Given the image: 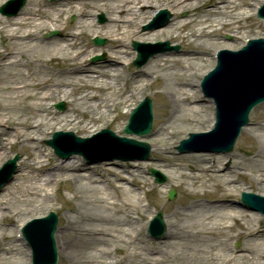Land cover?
<instances>
[{"label": "bare ground", "instance_id": "1", "mask_svg": "<svg viewBox=\"0 0 264 264\" xmlns=\"http://www.w3.org/2000/svg\"><path fill=\"white\" fill-rule=\"evenodd\" d=\"M261 3L29 0L16 17L0 15V41L6 42V49L0 50V165L9 146L29 150L16 180L0 195V264H29L30 250L23 237L19 238L16 225L49 205L62 182L73 183L68 200L76 202V207H69L65 224L56 234L59 264H264L263 218L227 198L238 192L240 182L234 177L248 176L264 196V148L243 160V166L237 162L215 170L206 164L210 159L206 153L182 156L180 161L191 164L190 171L168 156L188 128L211 123L203 116L211 101L196 89L212 67L209 60L218 47L209 40L228 32L236 41H245L247 30H253L247 23L254 20ZM161 8L174 14L167 27L139 31ZM181 12L190 15L180 19ZM100 14L107 18L103 25L97 21ZM258 28L264 31V25ZM51 31L61 36L46 41L43 34ZM96 36L109 40V56L91 63L90 58L101 52L90 43ZM157 39L179 43L181 50L156 54L146 66L129 74L135 54L130 42L154 43ZM223 80L231 81L232 76ZM143 91L170 99L161 125L147 139L154 153L150 165L165 168L169 181L184 186L191 197L172 212L167 231L152 249L145 239V218L151 205L140 192L147 186L143 178H147L145 167L149 165L115 160L103 164L105 171L118 178L104 184L96 178L95 167L77 157L46 166L42 157L48 155L39 147L40 138L54 131L92 135L109 128L105 121L113 112L118 113L114 122L119 126L122 109L131 111ZM58 101L70 104L63 116L52 109ZM254 130L258 140L264 139V109ZM247 138L249 148H256L253 139ZM245 167L253 174H247ZM131 178H142L143 189L138 190L136 179ZM19 192L23 198L17 196ZM216 193L221 197L209 196ZM17 204L23 208L14 209ZM5 220H9L6 225ZM237 240L244 241L239 251L231 247Z\"/></svg>", "mask_w": 264, "mask_h": 264}, {"label": "rangeland", "instance_id": "2", "mask_svg": "<svg viewBox=\"0 0 264 264\" xmlns=\"http://www.w3.org/2000/svg\"><path fill=\"white\" fill-rule=\"evenodd\" d=\"M6 1L8 0H4L2 1V3H0V6L2 4H4ZM29 1V0H28ZM27 1V3H28ZM46 3H48V0H46ZM161 9H165V8H161ZM160 9V10H161ZM170 13H172L170 10H168ZM1 15V14H0ZM190 15V12H181L178 14V17L180 19H186L188 16ZM2 16V15H1ZM174 17V14L172 13V18ZM7 18V17H6ZM171 18V19H172ZM152 21V19H151ZM150 21V22H151ZM107 22V20H106ZM105 22V23H106ZM104 23V24H105ZM248 25L251 26V30L252 31H248L247 30V33L246 35L248 37H251V38H258V37H264V31H262V29H259L258 27L259 26H262L264 25V21H262L261 19L259 18H254V20L250 21L247 23ZM145 25H142L140 26V29L139 31L143 32V28H144ZM167 27V26H166ZM161 30V29H160ZM160 30H157V31H160ZM252 32V33H251ZM48 33V32H47ZM47 33H44L43 34V37L46 39V41H48V37H45V34ZM61 36V33L59 32V36ZM228 37H230V39H228ZM56 38V37H54ZM167 41L166 39H157L156 41H154V43H157V42H165ZM210 43L212 45H218L217 48H222V49H226V48H231V49H236V48H239L240 47V44H241V41H236L235 38L233 36H231L230 33H224V35L222 37H219V38H212L209 40ZM90 43L92 44V38L90 40ZM132 44H133V41L130 42V46L132 47ZM108 45H109V40H108V43L106 46L104 47H97L98 49L101 50L100 52V56L106 54V57L104 59V61L108 58ZM170 46H178L179 47V50L178 51H169V52H174V53H177L181 50V45L179 43H172L170 42ZM4 49H6V42H1L0 41V50L3 51ZM133 49V47H132ZM168 53V52H167ZM93 57L90 58V62L92 60ZM210 60H209V64H210ZM138 68L135 67L134 65L130 67V71L131 73L135 72ZM133 86V84L130 82L128 84V87H129V90L131 89V87ZM196 89L198 91V95L200 96V88H198L196 86ZM152 94L151 92H141L140 95H138L136 101H135V105L132 107L133 109L136 108L143 99L149 97L150 99H152L153 101V104H154V126H153V130L151 132V134L147 137H144L143 139L144 140H147L149 139L153 133L156 131V129L161 125V122L162 120L164 119L165 116H163V113H165L164 111V106L166 105L165 103L168 104L169 102V98H158L157 96H155L154 94ZM58 102L54 103L52 105V109L53 111H56L58 113V115H61L63 116L67 111L68 109L70 108V104L68 102H65L66 103V110L65 111H59L56 109V104ZM208 105V104H207ZM206 105V106H207ZM168 106H171V105H168ZM210 107H212V110L215 108V104L214 102L209 104V107L207 106L206 110H205V113H204V117L206 118H209L210 114H211V109ZM171 109V108H170ZM264 109V104H261L259 106H257L256 108H254V110L252 111L251 113V116H250V125L246 128L243 129L239 139L237 140L236 142V145L234 147V150L232 153L230 154H213V153H206L208 154L210 157V159H208L206 162V164L210 163L211 166H212V170H215L217 167H220L221 165L223 164H226V166H233L235 163H243L242 166L244 165V162L243 160L257 154L260 150H262L264 148V139L262 138V143H261V140H258L256 138V136L259 135L258 132H256L254 129H255V125L257 123V118H259V114L261 113V110ZM170 111V110H169ZM132 112V110H131ZM122 119L120 120V124L119 126L116 125V123L112 124L110 126V128L112 130H114L117 134L119 135H122L123 133H119L117 132L118 130H122L123 128H125V125L128 123V118L130 116V113L128 110L126 109H122ZM113 118V115L111 114L110 117L107 118L106 121H110L112 120ZM105 121V123H107ZM109 124V123H107ZM102 124H100L99 126H102ZM208 127V122L205 124L204 127H199L197 125H194L190 128L187 129V131H185L183 137L181 139L178 140V142L176 143V145L173 147V149L171 150L170 154L168 155L169 157L171 158H174V159H177V162H179L180 164H182L183 166H185L186 170L187 171H190L191 169V164L188 165L182 161H180V159L182 158V156L184 155H193V154H199V153H187V154H179L176 147L179 145L180 141L181 140H184V139H187L188 138V134L189 133H198V132H203L207 129ZM199 130V131H198ZM249 130L254 134L250 133ZM7 132V130H5ZM123 132V130H122ZM53 135V134H52ZM52 135L50 134L49 136L46 135L45 137H41L40 138V142H39V147L43 148L45 151H46V155H48L47 157H42V160L44 161V164L48 167H53L55 164H58L60 161H71V160H74L72 159L74 156H71L70 158L68 159H60L58 156H56L54 154V151L51 147H49L47 144H46V141L51 139L52 138ZM245 136H248L250 138L253 139L254 141V145H257L256 148H249V146L251 145L250 144V141L247 139H245ZM149 144V142H148ZM150 145V157H149V160L147 162H141L140 163H143V164H147L149 165L148 167H145V173H146V176L147 178H143L145 183L148 185V199L150 201V203L152 204V207H156V209L158 211H163L164 212V219H165V226H166V231H167V225H166V221L171 219V215H172V212L175 211L177 208L181 207V203L182 201H184V199L190 197V196H187L186 192H185V188L184 186L180 187L179 186V183L178 182H173V181H169V179H167V182L164 186L162 187H158L157 185H155L153 188H151L149 185L150 181H151V176H150V173H149V169L150 168H153V166H151V162L153 161V158H154V153H153V147ZM29 152V150L27 149H23L21 147H19V145H15V146H9L8 148L4 149L3 153L5 154V159L3 161V163L0 165V169L2 168V166L9 160V159H12L15 155L19 154L20 155V160L17 162V168H16V174L14 175V178L13 180L7 184L6 186H4L1 190H0V195L4 194L5 193V189L11 185L15 180H16V175L19 173V169H20V165H21V162L24 158H26V154ZM203 154V153H201ZM77 158V160L81 163H86V160L82 157V156H79V155H75ZM49 159V164H46L48 163L47 160ZM232 159V161H231ZM118 162H121V163H133L134 161H118ZM106 163H110V162H104V163H100V164H94L93 166L95 167L94 168V174L96 175V178L98 180H100L102 183L104 184H107L106 181L107 180H112V179H118V178H115L113 176V174L109 173L108 171H105L103 168V164H106ZM201 164V163H200ZM111 167L112 169L116 170L118 169L117 166H109ZM158 168L160 171H163L162 173L165 175L166 173V169L161 167V166H154V168ZM244 168V167H243ZM134 168H131L128 170H132ZM245 169H247L245 172L247 174H253L251 171L248 170V168L245 167ZM131 179H136L135 180V184L136 186H143V183H142V178H131ZM234 179H237L234 177ZM238 182H240V184L237 186V188L239 190H244V191H248V187L251 186L252 187V190L250 192H254V193H260L257 191V188H256V184L255 182L252 180V178H250L249 176L244 178V177H240L238 178ZM73 186V183L72 182H68V183H65V182H62L61 185L59 186V190H58V194L56 197L53 198V200L49 203V205H45L43 207V209L35 214H32L28 217H26L25 219H23V222L24 223H27L29 222L30 220H34L35 218H40V217H43V216H46L48 215L50 212H56V214L59 216V225H58V230L57 232L61 229V227L65 224V217H66V214L68 213V209L69 207H76V202H70L68 199L70 197H72V194L69 192V188ZM171 188H174L176 191H177V197L175 200L173 201H169L167 199V194H168V191L171 189ZM50 192V189L48 190ZM241 192V191H240ZM240 192L238 193H235L234 195H230L229 197H227L228 199H232V200H237L239 201V198H240ZM21 192H19L17 194V196H20L21 198H23V194L20 195ZM220 193H216V194H212V195H209V196H216V197H221L219 195ZM261 194V193H260ZM191 198V197H190ZM235 204V203H234ZM239 205V204H238ZM240 206V205H239ZM12 207V206H11ZM20 208L22 209L23 208V205H16L14 207L15 208ZM10 208V207H9ZM243 209V208H241ZM244 210V209H243ZM156 210L155 209H152L150 208V210L148 211V213L150 214H154ZM69 214V213H68ZM260 215V214H259ZM148 216V214L146 215ZM5 225L9 223V220H5L4 221ZM1 224V223H0ZM21 223L17 224L16 226H20ZM264 229V227H263ZM148 233V232H147ZM57 234V233H56ZM165 234V233H164ZM164 234L162 236H160L159 238H154V237H151L149 234H148V246L149 248H155V246L157 245V243L160 241V239L163 238ZM147 235V234H146ZM146 238V237H145ZM243 242L244 241H241V240H238L236 241L235 243H232V247L236 248V249H242L244 248L243 247ZM32 252V251H31ZM123 253V252H122ZM33 255V254H32ZM59 254H58V264L60 263V260H59ZM29 264H31L33 262V258H31L29 261Z\"/></svg>", "mask_w": 264, "mask_h": 264}, {"label": "water", "instance_id": "3", "mask_svg": "<svg viewBox=\"0 0 264 264\" xmlns=\"http://www.w3.org/2000/svg\"><path fill=\"white\" fill-rule=\"evenodd\" d=\"M25 1L26 0H18V6H17L16 10H19L24 5ZM98 59H100V58H98ZM251 108L252 107H249L243 113H241L240 115H238V118L236 120V123H235V125L232 128L231 137L225 143L224 149L226 151H230L232 149L233 144H234L235 140L237 139V137H238V135L240 133V130H241L242 126L245 125V124H247V121H248V113H249V111H250ZM150 116H151V112H150V109H149V117ZM150 127H151V121H149L147 132L150 130ZM14 162L15 161L9 163L8 165H11L12 166V165H14ZM153 172L156 174V171H153ZM174 197H175V193L174 192H171L170 199H173ZM157 221L162 225V214H160V216L157 219ZM55 261H56V255H54V261H53L52 264H55Z\"/></svg>", "mask_w": 264, "mask_h": 264}]
</instances>
